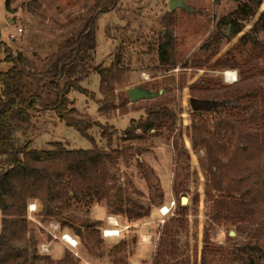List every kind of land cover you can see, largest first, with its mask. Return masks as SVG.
<instances>
[{
    "label": "rangeland",
    "instance_id": "1",
    "mask_svg": "<svg viewBox=\"0 0 264 264\" xmlns=\"http://www.w3.org/2000/svg\"><path fill=\"white\" fill-rule=\"evenodd\" d=\"M170 1L118 0L111 12L99 14L96 21L95 67L99 66L100 70L106 71L105 83L101 84L102 77L91 70L88 79L81 83L88 96L78 92L70 96L75 102V111L80 115L101 126H111L120 135L127 130L131 120H145L148 108L156 104L154 100L130 103L127 93L130 88H144L146 85L151 92L162 91L160 96L163 98L159 103H166L168 108L177 113L178 119L172 135L179 142L177 149L172 141H167V133L164 131L160 139L146 134L142 142L117 141L109 150L100 139V129L93 127L90 135L98 147L110 156L111 185L122 189L124 206L132 202L149 204L151 215L144 220L128 223L105 202L91 206L84 203L75 205L69 211V216L88 220L101 231L107 228L108 219L114 216L122 230L118 238L110 239L111 241L104 239L102 254L93 256L87 253L80 238L71 230L65 229V232L76 237L80 245L77 257L68 250L65 252L85 264H152L163 225L175 216L179 204L187 209V215L183 225L171 232L176 251L175 260L170 264H202L205 229L210 232L212 247H222L233 252L235 257H247L251 254L248 244H252V247L256 244L249 234L240 233L238 229L243 226L211 224L210 204L205 196V186L208 183L206 153L204 149H195L190 138L192 124L198 118L189 106V99L227 100L226 108L235 105L230 99L215 98L217 91L209 93L206 99L192 92L193 89L220 91L219 89L225 88L228 86L223 76L226 71L237 73L238 82L241 80L240 72L248 71L247 77L255 78L246 89H264V58L259 63L254 61V54L264 51V33L256 34L261 45L255 46L252 36L242 44L239 43L241 36L253 28L264 11V1L257 15L251 18L241 34L235 38L223 39L218 55L210 59L209 64L203 68H196L194 64L206 61L212 51L205 53L201 47L216 34L219 20L237 9V3L232 0H184L194 11L175 9L170 12ZM95 3L96 0H9L8 3L7 0H0L1 42L12 50L14 56L22 54L27 60L34 62L36 69L33 73L36 78H41L44 76L48 56L78 32L81 28L80 20L94 11ZM19 30L22 32L19 33ZM228 33L229 29L226 35ZM160 34L169 35L174 43L173 67H161L157 59ZM226 53L239 64L237 69H209ZM4 59L5 54L0 53V73L7 72L12 67V64L3 62ZM235 73L227 74L232 77ZM164 88L168 90L166 95ZM45 99L48 101L46 97ZM100 107L103 112L99 110ZM179 109L181 113H178ZM221 109L223 108L219 110ZM255 128L264 132V118L257 122ZM137 134L141 135L142 132L138 131ZM20 138L25 142L31 140L33 148L37 150H53V144L56 143L71 151L93 149V145L77 130L66 127L54 113L44 108L33 114L31 130L26 138ZM151 142H157L158 147H152ZM118 145L126 149L118 152ZM138 159L143 162V166L139 165ZM173 187L178 189V195L173 192ZM155 192L164 194L162 204L175 202L174 216L161 217L159 208L162 205L157 204ZM150 197L155 198L153 203H150ZM184 199L187 201L184 202ZM196 199L198 202L195 204ZM37 206L39 211L41 206ZM38 215H33L32 218L28 215L31 237L37 243L38 254L59 261L51 254L50 245L54 242H51L47 232L49 223ZM141 234L149 236L142 243L139 242ZM228 237H231L230 241L227 240ZM46 243H49L50 252L44 255L40 252V245ZM116 246L120 247L118 252L113 250ZM259 246L264 250V237ZM62 253L63 250L60 255ZM206 259L209 264L241 263L232 256L219 259L208 255Z\"/></svg>",
    "mask_w": 264,
    "mask_h": 264
},
{
    "label": "trees",
    "instance_id": "2",
    "mask_svg": "<svg viewBox=\"0 0 264 264\" xmlns=\"http://www.w3.org/2000/svg\"><path fill=\"white\" fill-rule=\"evenodd\" d=\"M232 1L237 3V9L219 20L216 34L201 47L205 53L212 52L206 61L195 63L196 68L206 67L210 59L218 55L223 39L240 35L257 15L264 0ZM117 4L118 0H96L94 11L80 20L78 32L48 56L41 78H36L33 73L35 63L22 54L14 56L12 50L1 42L0 35V53L5 54L3 62L12 64L7 72L0 73V264H85L74 259L69 252H65L59 261L38 254L27 213L28 204L32 202L40 204V218L47 223H57L60 229L71 230L81 239L87 253L93 256L102 254V231L88 220L69 216L75 205L84 203L91 206L105 202L128 223L151 215L149 204L132 202L124 206L122 189L111 185L110 156L98 147L90 132L94 126L98 127L101 141L110 150L117 141L142 142L146 134L160 139L165 131L167 141H172L177 149L179 142L172 138L178 123L177 113L166 103H159L163 98L159 96L154 100L156 104L146 111V119L131 120L127 130L120 135L113 127L101 126L80 115L70 98L75 92L88 96L81 83L88 79L91 70L102 77L101 84L105 83L106 71L95 67L96 21L99 14L111 12ZM260 32L264 33V11L253 28L241 36L239 43L252 36L254 45H261L256 35ZM173 47L171 37L160 34L157 59L161 67L175 65ZM263 58L264 51L254 54L256 63ZM238 65L226 53L209 69H237ZM247 72L242 70L238 83L220 91H192L204 99L209 93L217 91L215 98L235 102V105L219 111L194 113L198 121L192 124L190 138L195 149H204L206 153L208 183L205 196L210 204L211 224L243 226L238 229L240 233L249 234L256 243L254 247L248 244L251 254L247 257H235L233 252L222 247H212L210 232L205 229L202 264H209L208 255L219 259L232 256L241 261L240 264H264V250L259 246L264 237V132L255 128L257 122L264 118V89L247 90L248 84L255 78L247 77ZM144 88L148 89L146 85ZM163 91L165 95L168 93L166 88ZM42 108L54 113L66 127L77 130L93 145V149L71 151L56 143L53 150H37L31 140L21 141L20 137L26 138L31 130L33 114L39 113ZM99 110L104 111L102 107ZM138 131L142 134H137ZM151 146L158 147V144L151 142ZM123 149L126 148L116 146L118 152ZM138 163L143 166L141 160ZM173 192L176 195L179 193L176 187H173ZM155 194L157 204L162 205L164 194ZM154 201L155 198L150 197V203ZM197 202L196 199L195 204ZM186 215L187 209L179 204L175 216L163 225L152 264H170L175 260L176 244L171 239V232L183 225ZM230 239L227 238L228 241ZM119 249V246L113 248L117 252Z\"/></svg>",
    "mask_w": 264,
    "mask_h": 264
},
{
    "label": "built area",
    "instance_id": "3",
    "mask_svg": "<svg viewBox=\"0 0 264 264\" xmlns=\"http://www.w3.org/2000/svg\"><path fill=\"white\" fill-rule=\"evenodd\" d=\"M22 31L19 30V33ZM227 73H235L233 71H226L223 73L224 75V82L225 84L227 83L228 85H233L237 83L238 77L237 73H235L234 76H229L230 74ZM175 202L171 201L169 204H162V206L159 208L160 215L161 217H172L175 214ZM27 213L30 218L33 217V215L38 214V206L35 202H32L28 204L27 208ZM47 232L51 238V242H60L63 243L67 250L74 256H78V251H79V242L76 239V237L68 234L65 232V230L60 229V226L56 223H49L47 225ZM122 230L121 227L119 226L116 218L112 216L111 218L108 219L107 221V228L103 229L101 232L102 238L103 239H113V238H118L121 234ZM40 252L44 255L50 252V246L49 243L42 244L40 245Z\"/></svg>",
    "mask_w": 264,
    "mask_h": 264
},
{
    "label": "water",
    "instance_id": "4",
    "mask_svg": "<svg viewBox=\"0 0 264 264\" xmlns=\"http://www.w3.org/2000/svg\"><path fill=\"white\" fill-rule=\"evenodd\" d=\"M168 8L170 12H173L175 9H183L187 12L194 11L185 4L184 0H171L168 3ZM127 93L130 103L153 101L163 94L162 91L155 93L143 87L130 88L127 90ZM226 103L227 100L220 102L217 100H201L195 97L189 99V106L192 109V112L198 114L209 113L211 110L218 111L220 108H226ZM230 235L232 236L233 233H230Z\"/></svg>",
    "mask_w": 264,
    "mask_h": 264
},
{
    "label": "crops",
    "instance_id": "5",
    "mask_svg": "<svg viewBox=\"0 0 264 264\" xmlns=\"http://www.w3.org/2000/svg\"><path fill=\"white\" fill-rule=\"evenodd\" d=\"M147 237L149 236H145L141 234L139 236V242L140 243L144 242L143 240H145ZM50 246H51V254L56 260H60L63 257L65 251L67 250L66 246L60 242H54ZM61 250H63L62 255H60Z\"/></svg>",
    "mask_w": 264,
    "mask_h": 264
},
{
    "label": "bare ground",
    "instance_id": "6",
    "mask_svg": "<svg viewBox=\"0 0 264 264\" xmlns=\"http://www.w3.org/2000/svg\"><path fill=\"white\" fill-rule=\"evenodd\" d=\"M234 76V75H233ZM187 200L186 199H184V202H186Z\"/></svg>",
    "mask_w": 264,
    "mask_h": 264
}]
</instances>
